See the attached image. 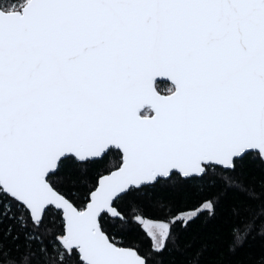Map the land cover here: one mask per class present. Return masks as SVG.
<instances>
[{"label":"snow or ice","instance_id":"1","mask_svg":"<svg viewBox=\"0 0 264 264\" xmlns=\"http://www.w3.org/2000/svg\"><path fill=\"white\" fill-rule=\"evenodd\" d=\"M0 264H264V0H0Z\"/></svg>","mask_w":264,"mask_h":264}]
</instances>
